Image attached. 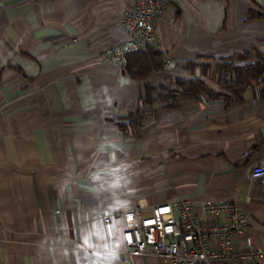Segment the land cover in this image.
<instances>
[{"label": "crops", "instance_id": "obj_1", "mask_svg": "<svg viewBox=\"0 0 264 264\" xmlns=\"http://www.w3.org/2000/svg\"><path fill=\"white\" fill-rule=\"evenodd\" d=\"M129 9L0 0V264H160L125 254L121 219L102 218L179 197L233 202L249 219L235 247L264 251V190L248 179L264 162V86L233 105L158 102L201 67L214 84L217 63L264 59V0H171L154 20L163 69L138 77L102 59L131 39Z\"/></svg>", "mask_w": 264, "mask_h": 264}, {"label": "built area", "instance_id": "obj_2", "mask_svg": "<svg viewBox=\"0 0 264 264\" xmlns=\"http://www.w3.org/2000/svg\"><path fill=\"white\" fill-rule=\"evenodd\" d=\"M171 0H128L129 9L121 25L131 37L120 47L102 56L106 63L124 65L132 53H146L155 39L154 20L162 17ZM250 182L264 190V162H256L248 172ZM120 218L123 252L134 258H152L160 264H258L264 251L256 249L250 237L241 248L234 241L249 224L233 202L187 198L104 216L110 223Z\"/></svg>", "mask_w": 264, "mask_h": 264}, {"label": "trees", "instance_id": "obj_3", "mask_svg": "<svg viewBox=\"0 0 264 264\" xmlns=\"http://www.w3.org/2000/svg\"><path fill=\"white\" fill-rule=\"evenodd\" d=\"M163 59L161 52L150 47L146 53L129 54L124 68L131 77L145 76L151 72L161 71ZM244 60L252 63L244 67H236L231 61L217 63L211 74V78L215 80L214 84L209 83L202 76V73L205 75L207 66L201 67L199 75L192 74L191 78L170 81L160 88L158 102L163 107L179 108L205 96L209 99L221 97L227 105L237 104L243 100L247 86H264V59L255 55L247 56ZM216 91H223L224 94H217ZM261 96H264V93H261ZM142 116L145 115L142 114ZM140 123L139 112L130 116L128 120L129 126H139Z\"/></svg>", "mask_w": 264, "mask_h": 264}]
</instances>
